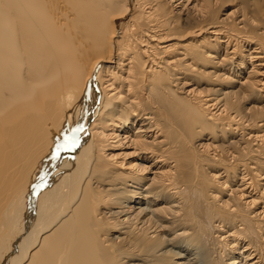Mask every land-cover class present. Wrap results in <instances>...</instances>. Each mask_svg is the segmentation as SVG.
Here are the masks:
<instances>
[{
	"label": "bare ground",
	"instance_id": "bare-ground-1",
	"mask_svg": "<svg viewBox=\"0 0 264 264\" xmlns=\"http://www.w3.org/2000/svg\"><path fill=\"white\" fill-rule=\"evenodd\" d=\"M0 264H264V0H0Z\"/></svg>",
	"mask_w": 264,
	"mask_h": 264
}]
</instances>
